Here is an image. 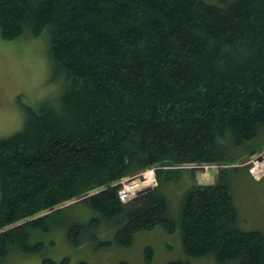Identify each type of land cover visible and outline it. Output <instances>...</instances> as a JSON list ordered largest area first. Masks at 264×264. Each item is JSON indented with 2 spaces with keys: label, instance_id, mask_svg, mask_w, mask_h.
Here are the masks:
<instances>
[{
  "label": "trees",
  "instance_id": "16d2710c",
  "mask_svg": "<svg viewBox=\"0 0 264 264\" xmlns=\"http://www.w3.org/2000/svg\"><path fill=\"white\" fill-rule=\"evenodd\" d=\"M44 32L64 89L0 139V263L39 254L62 227L72 247L105 249L179 225L191 259L264 264V234L239 227L231 185L233 164L264 149L249 148L264 140V0H0L2 39ZM178 165L224 166L186 192L179 224L160 189L175 169L120 200L123 178Z\"/></svg>",
  "mask_w": 264,
  "mask_h": 264
},
{
  "label": "rangeland",
  "instance_id": "374dc122",
  "mask_svg": "<svg viewBox=\"0 0 264 264\" xmlns=\"http://www.w3.org/2000/svg\"><path fill=\"white\" fill-rule=\"evenodd\" d=\"M48 46L47 32L38 38L29 35L14 41H5L0 36V139L11 137L22 130L26 120L25 106L38 107L37 105L44 100L54 102L62 95L64 83L61 78H54ZM260 146H264L262 139L253 142L249 148H256L259 151L262 148ZM205 166L207 168L204 171L179 165L161 166L156 171V177L159 170L175 169L177 172L168 173L173 175L172 179L166 177L167 173L164 174L163 177L168 181L163 183L160 189L169 199L170 217L178 224L180 207L186 192L193 185L214 184L219 178V170L224 167L223 165ZM233 166L237 172L232 175L231 185L240 218L239 227L245 231L259 230L264 234V149L249 157L243 155ZM140 174L143 173L134 174L121 181L122 189L131 192V197L147 189L155 190L157 188L155 185L159 186V181L154 186L147 185L150 182L146 180L144 182L146 184H141ZM128 180L130 182H125ZM104 230L105 228L102 231ZM105 231L102 232L103 240L114 236V232L110 236L106 235L107 231ZM51 240L55 241L53 246L50 244ZM45 242L43 250L37 255H25L17 249L0 264H43L45 258L59 261L63 256H69L72 260L71 264H77L83 259L88 264H168L171 261L182 260L187 261L188 264H219L213 256L193 259L187 257L183 252L179 225L170 234L160 226L148 232H137L132 246L127 248L116 246L96 249L91 243L83 247H72L63 227L57 234L54 232L45 235ZM149 247L153 249V257L150 261L147 260L146 255Z\"/></svg>",
  "mask_w": 264,
  "mask_h": 264
},
{
  "label": "built area",
  "instance_id": "2783aa9c",
  "mask_svg": "<svg viewBox=\"0 0 264 264\" xmlns=\"http://www.w3.org/2000/svg\"><path fill=\"white\" fill-rule=\"evenodd\" d=\"M144 181L146 180V182H150L149 184L154 186V184H156L157 179L155 178V173L154 170L152 171H147L145 172V174L143 175ZM146 184V183H145ZM135 191V190H133ZM131 192H127L126 190H122L120 192V200L123 202H127V200H129L131 198Z\"/></svg>",
  "mask_w": 264,
  "mask_h": 264
},
{
  "label": "water",
  "instance_id": "95a60500",
  "mask_svg": "<svg viewBox=\"0 0 264 264\" xmlns=\"http://www.w3.org/2000/svg\"><path fill=\"white\" fill-rule=\"evenodd\" d=\"M191 169H194V170H197V171H204L206 169V167L204 165H200V166H193L191 167ZM151 189H147L146 191H143V192H139L137 193L135 196H140L142 194H145V192H148L150 191ZM88 197H85V198H82L80 199V201H75V202H72V203H77V202H81L82 200H86ZM70 203V204H72ZM58 209H53L51 210L50 212H53V211H57Z\"/></svg>",
  "mask_w": 264,
  "mask_h": 264
}]
</instances>
